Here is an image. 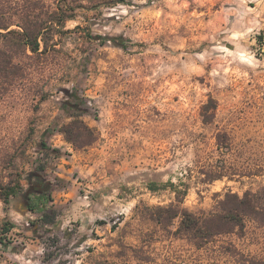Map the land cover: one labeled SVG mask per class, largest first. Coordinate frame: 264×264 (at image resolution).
I'll return each instance as SVG.
<instances>
[{"label":"rangeland","instance_id":"rangeland-1","mask_svg":"<svg viewBox=\"0 0 264 264\" xmlns=\"http://www.w3.org/2000/svg\"><path fill=\"white\" fill-rule=\"evenodd\" d=\"M76 9L0 99V184L24 188L8 205L0 199V264L263 261L261 220L200 244L171 208L183 200L202 221L228 192L264 198V0ZM46 190L42 206L27 196Z\"/></svg>","mask_w":264,"mask_h":264},{"label":"trees","instance_id":"trees-1","mask_svg":"<svg viewBox=\"0 0 264 264\" xmlns=\"http://www.w3.org/2000/svg\"><path fill=\"white\" fill-rule=\"evenodd\" d=\"M81 1L83 0H55L54 2L50 0H0V99L4 98L15 84L27 79L31 65L26 63V60L30 61L34 56L40 57L54 47L50 45L51 41L61 33L67 21L75 18L76 8ZM91 38L102 42L109 40L117 47L127 49L125 41H119L116 38L108 39L103 36ZM74 106L76 110L80 107L79 105ZM211 108L208 105L203 108L202 116L205 123H211L213 118ZM64 132L67 134V131ZM225 144L227 143L223 141V136L219 134V147L226 148ZM36 176L38 178V175L33 173L28 180L31 181ZM164 187L173 189L177 198L181 194L185 197L188 192V189L182 191L174 183H169ZM149 188L151 191H157L160 187L157 183H151ZM23 192L24 188L20 179L16 182L0 184V199L7 205ZM46 193L47 190L28 192L27 196L37 195L42 206L46 201ZM263 200L260 192L247 191L242 197L239 194L228 192L219 203V210L216 212L219 214L202 221L182 207L183 200L178 199L180 205L172 207L171 210L173 213H181V227L201 244L208 242L212 236L231 232L233 228L243 229L249 217L259 219L264 223ZM10 228L5 230L9 231ZM251 264H264V260H252Z\"/></svg>","mask_w":264,"mask_h":264}]
</instances>
